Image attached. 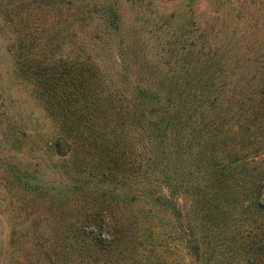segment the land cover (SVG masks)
<instances>
[{"label": "trees", "instance_id": "16d2710c", "mask_svg": "<svg viewBox=\"0 0 264 264\" xmlns=\"http://www.w3.org/2000/svg\"><path fill=\"white\" fill-rule=\"evenodd\" d=\"M0 264H264V0H0Z\"/></svg>", "mask_w": 264, "mask_h": 264}, {"label": "rangeland", "instance_id": "374dc122", "mask_svg": "<svg viewBox=\"0 0 264 264\" xmlns=\"http://www.w3.org/2000/svg\"><path fill=\"white\" fill-rule=\"evenodd\" d=\"M12 67V58L2 54L0 52V68L4 74V83L8 85L10 83L9 70ZM9 232V224L5 214V208L0 206V247L7 248V238ZM6 264V260H5Z\"/></svg>", "mask_w": 264, "mask_h": 264}]
</instances>
